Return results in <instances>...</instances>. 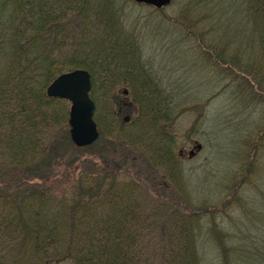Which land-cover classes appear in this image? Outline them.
I'll use <instances>...</instances> for the list:
<instances>
[{"label":"trees","instance_id":"obj_1","mask_svg":"<svg viewBox=\"0 0 264 264\" xmlns=\"http://www.w3.org/2000/svg\"><path fill=\"white\" fill-rule=\"evenodd\" d=\"M128 1L0 0V264H202L206 202L186 195V210L156 194L169 182L172 192L189 188L176 106L147 69ZM237 1L228 5L240 7L259 44V58L240 68L264 79V0ZM78 68L91 74L101 134L86 147L71 139L66 101L46 92ZM121 84L133 97L123 118L113 107ZM84 151L87 170L55 186L72 178Z\"/></svg>","mask_w":264,"mask_h":264},{"label":"rangeland","instance_id":"obj_2","mask_svg":"<svg viewBox=\"0 0 264 264\" xmlns=\"http://www.w3.org/2000/svg\"><path fill=\"white\" fill-rule=\"evenodd\" d=\"M228 1L173 0L156 8L129 0L124 10L148 71L178 113L173 131L189 192H172L169 182L158 186L165 195L156 194L186 210L193 208L186 195L206 202L198 231L202 264H264V79L240 68L259 58L258 32L238 14L239 2ZM129 93L126 84L113 93L122 118L133 100ZM198 143L203 148L190 156ZM82 154L72 178H56L55 186L69 187L87 170L91 156ZM108 156L121 159L116 151Z\"/></svg>","mask_w":264,"mask_h":264},{"label":"water","instance_id":"obj_3","mask_svg":"<svg viewBox=\"0 0 264 264\" xmlns=\"http://www.w3.org/2000/svg\"><path fill=\"white\" fill-rule=\"evenodd\" d=\"M135 3L147 4L156 8L170 5L173 0H132ZM91 74L87 69L78 68L62 73L56 77L47 87L49 97L61 98L70 101L69 125L70 135L77 147L92 145L100 137V130L95 119L96 102L91 97ZM124 94L128 91L124 90ZM203 148L198 143L190 151L194 156L196 151Z\"/></svg>","mask_w":264,"mask_h":264}]
</instances>
